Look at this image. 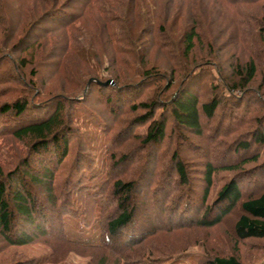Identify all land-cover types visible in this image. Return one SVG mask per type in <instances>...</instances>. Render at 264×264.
I'll return each mask as SVG.
<instances>
[{
  "label": "trees",
  "instance_id": "trees-1",
  "mask_svg": "<svg viewBox=\"0 0 264 264\" xmlns=\"http://www.w3.org/2000/svg\"><path fill=\"white\" fill-rule=\"evenodd\" d=\"M1 1L2 6H5V3L7 4L6 0ZM21 1L17 7L22 13L26 12L27 22L25 23L26 26H23V33L18 45L31 44V39V41L34 40L32 43L44 41L38 43L41 49L44 48V39L48 33L77 31L74 22H78L83 18V10L89 9L91 13L95 14L94 17L100 18L101 43L91 35L89 44L86 46L73 45L71 51L68 50L67 43H65V46L61 49L64 53L63 58L75 54L78 59L83 60L86 64H92V60L98 58V56L96 57L99 52V44L97 43L102 44L105 42V47L116 53H124L127 49L123 46L119 47L118 44L126 45L127 43L137 42L139 44L131 52L133 54L135 52L134 56L139 64L137 77H141V79L133 85H122L121 83H124L125 79L113 70L111 74L113 80L106 86L98 78H91L86 84L88 88L82 97L65 100L61 97H55V99L48 101L47 103L51 105L52 111L47 103L43 104V101L37 100L39 95L35 96V93L30 91L32 85L21 84L24 86H22L20 97L12 102L0 104V135L10 134L27 147L26 155L22 157L16 167L4 172L0 166V238L7 246L26 247L39 239L52 236L53 233H56L53 237H62L66 240V230L60 219L69 210L67 203L70 201L67 197L74 190L80 189L86 191V196L93 195L90 189L95 188L94 183L88 188L83 185V182L77 181L79 177L76 181L74 178L79 171V168L76 170L75 165L79 164L82 158L80 153L85 149H91L90 143L85 142L87 139L86 134L89 131L87 132L84 129L82 138H76L79 140L76 145V153L70 161L68 160L71 149L68 145L71 130L68 129L67 125H64L63 117L65 107H69L70 104L74 106L82 105L81 112L89 117L90 127L94 130L89 133L91 144L95 142L94 139L98 136L101 135L105 138L108 135L107 131L111 130L115 122L111 121L122 115L120 113L123 111L122 108H126L129 113L140 110L145 112L129 121L130 126H146L144 133L138 134V132L128 135V141L137 142L142 148L141 151L136 152L137 158L143 156L142 151L146 153V158H149L151 154L155 157L162 143L169 137L174 136L175 140H178L168 158L167 167L165 170L161 169V178L169 180L168 184L171 183L169 187L173 188L177 194L175 195L176 200H171L172 205L163 198L160 200L163 181L157 182V185L151 181V185H155L157 192L155 195H153L154 190L151 192L153 196H150L149 207L154 206L156 209H153L152 213H148L145 207L140 209L143 203H133V192L139 187V183L143 181L144 177L145 180L149 177H146V168L140 176L137 175V177L139 176L138 180L129 179L125 181L124 175L113 181L110 191L111 198L109 197L112 201L105 194H102L99 202H94L102 217L99 243L83 245L78 241H66L75 248L97 252L89 254V264H149L151 261L149 262L150 258L146 256V251H153L150 244L160 235L163 238V235L167 233L170 234L183 229L216 228L233 217L236 211L238 214L231 227L233 241L235 243H245L251 240L264 241V161L261 165L259 164L260 166L251 169L245 167L249 163H256L259 159V149H264V113L260 117H251L253 113L264 109V102L259 97V95H264V68L261 70L257 63L258 57L261 56L255 48L258 45L253 43L254 39H248L249 36L245 33L243 43L237 42L241 44L239 49L236 51L233 49L234 53L230 52L231 50L227 52L229 57H225V60H221L220 57L217 58L216 64L212 65L211 69L204 67V65L208 66L209 64L203 58L216 57L219 54L212 55L211 47L206 46L207 52L205 55L197 58L196 43L204 45V41L202 42V38L198 35L197 30L201 31V29L198 28L199 24L197 23L199 21L195 19L190 26L184 27L178 39L177 43L181 47L182 58L179 56V60H177L174 57V66L169 67L172 68L170 77L175 78L177 76L181 78L180 82L181 84L184 82L183 85L177 88L175 95L164 105L158 104L152 97H147L145 101L139 100L136 103L141 96L150 91L154 84L161 82L156 73L159 72L156 70L157 65H149L147 60L146 54L149 45L155 42L157 38L162 39L164 37V40L169 41L164 35L167 20L165 17L160 18L158 16L153 3L142 2V0H112L117 6L101 11V4L96 5L101 3V0H97L96 4L93 0L91 6V0H41L36 6L28 5L27 0ZM227 1V4L235 9L243 5L254 6L264 12V0ZM88 3L89 8L86 6ZM78 4H80V9L77 7ZM118 8L122 9V16H117ZM255 18V16L239 15L236 19H241L240 22L233 21L236 28H238L236 32H241L242 35L244 31L242 29L247 27V24H250L251 20L254 21ZM53 19L55 21H51ZM49 20L53 25L47 27L46 24ZM260 22L262 25L264 24L262 20ZM120 30L121 32L118 33ZM142 37H147V41L140 43ZM220 37L221 35H218L217 39L220 40ZM258 37L261 41L264 40V27L259 30ZM217 39L212 38L214 42ZM112 41L116 42V45ZM227 44L225 47L228 46ZM158 45L161 48L164 46L163 43ZM171 45H173V41L169 42V46ZM103 51L105 50L103 49ZM236 53L239 55L237 54V58L233 61L232 55L235 56ZM18 61L20 63L17 65L21 70L32 64L31 61H27L25 58ZM165 66L167 65L165 64ZM16 71V68L11 69V72L16 73ZM36 72L37 68L34 65L28 72L31 81L35 78ZM213 72L217 75L218 83H215ZM183 77H186L184 81ZM257 79L259 80L256 89H254L251 86ZM17 81L20 84L22 80L10 79L12 84H16ZM6 83L7 78L0 75V86ZM113 83H115V87L110 86ZM107 86L114 88L118 106L113 105L114 100L111 93L102 96L104 90L110 88ZM236 91H240L242 96L236 97L234 95ZM156 93L153 92V94ZM91 95H94L97 105L106 107V113L112 119L106 120L100 116L101 114L98 115L88 111L89 108L84 105L92 102L90 101L93 98L90 97ZM228 106L231 109H228ZM159 109L162 111L157 116L156 113ZM224 109L234 110L232 112L234 115L230 116L231 120L228 121L223 131L220 130L221 123H219L214 132L210 133L212 130L204 127V123L215 121L218 118L217 113L220 112L221 116L222 110L225 111ZM239 109L242 110L238 115L236 111ZM248 119L249 121H246ZM248 123L250 125L255 123V125L249 131L246 141V138L243 137V129ZM203 130L210 134L206 135ZM189 133L198 135L204 142H207L206 150H208L209 156L215 154V156L210 157L212 161H205L201 165L202 169L199 173L202 182V184L200 183L201 188H203L201 194H198L191 186L193 181L196 180L191 179V175H189L188 168L191 159L182 157L180 151L184 140L189 144L185 136ZM100 138L97 139V143ZM103 138L101 142H103ZM229 139H232L231 144H236L233 150L227 151L234 157L231 161L224 160L223 158L228 153L221 152L224 147H228L225 141ZM195 147L199 146L195 145ZM151 148H153V151L149 152ZM199 149L202 150L201 147ZM112 157L111 169L113 170L122 169L119 164L128 161V156L122 155L114 164L115 155ZM67 162H71L70 171L60 187L56 189L54 186L55 173L59 166ZM131 162L128 161L129 166H132ZM125 171L123 170L122 174ZM220 171H231L234 175L219 189L214 199L208 203L214 174ZM77 185L79 186L77 187ZM146 185L147 183L145 187ZM141 190L144 192V189ZM139 195H141L140 192ZM175 196L172 198H175ZM37 199H39V202ZM107 202L110 204L109 209L105 208ZM181 203H184V207L189 204V208H182ZM193 203L200 204V208L195 213ZM110 209V213L107 214ZM190 213L192 215L194 213L196 219H188ZM153 217L155 223L152 222ZM173 217H176L177 220L172 221ZM76 226L79 227L78 224ZM173 245L174 243L168 241L157 245L155 249L157 250L156 257L159 258L158 261L171 259L175 255L173 249H171ZM217 249L219 250V248H215L212 249L211 253L207 252L203 256L204 258L200 260V264H244L238 257L237 250L234 253L230 252L228 255H224ZM260 249L259 247L254 248V251H261ZM59 253L63 254L65 252L59 251ZM56 257H58L56 254H52L44 262L54 260ZM250 264H264V258Z\"/></svg>",
  "mask_w": 264,
  "mask_h": 264
},
{
  "label": "rangeland",
  "instance_id": "rangeland-1",
  "mask_svg": "<svg viewBox=\"0 0 264 264\" xmlns=\"http://www.w3.org/2000/svg\"><path fill=\"white\" fill-rule=\"evenodd\" d=\"M20 1L21 0H6L7 4L4 2L5 6H2V1L0 0V75L7 78V83L0 86V104L12 102L17 97H20L22 94L21 89L24 85H32L33 87L30 88V91H33L35 96L39 95V98L41 99L37 97L38 101H43L42 103L46 104L48 101L55 99V97H61L64 100L82 97L87 91L88 86L86 84L91 78H98L99 81L103 82V84L105 83L104 86L108 85V83L113 80L111 76L113 70L125 79L124 83H121L122 85H133V83H136L141 79V77H137L139 64L136 62L137 58L134 56L135 52L134 54L131 52L133 51L132 49L139 43L131 42L126 45L118 44L120 45L119 47L123 46L127 49L124 53H116L112 49L105 47V42L100 44L102 39L99 30L100 18L94 17L95 14L91 13L89 9L83 10V18H81L78 22H74V26H76L75 28H77V31L69 30L66 32L55 31L48 33L44 39V48L41 49L39 46L40 44L38 45V43H43L44 41L32 43L34 40L31 41V39V44L18 45V41L23 33V26H26L25 23L27 22L26 12L22 13L18 10L17 6L20 4ZM40 1L41 0H27L26 3L28 5L36 6V4ZM145 1L153 3L157 9L158 16L160 18L165 17L167 20L166 27H164L166 30L164 31V35L167 39H169V41L164 40L163 37L162 39L157 38L151 45L148 43L149 47L146 54L147 60L149 65H157L156 70L159 72L156 73L158 74V78L161 79V82L159 84H154L150 91L146 93L144 92L145 95L141 96L136 103L139 102V100L145 101L147 97H152V99H155L158 104L160 103L164 105L165 103H168V100H170L172 96L175 95L177 88H180V86L183 85L184 82H182V84L180 82L181 78L177 76H175V78L170 77L172 68L169 67L174 66V57H176L177 60H179V56L181 57L182 50L179 43H177L179 36L181 35L184 27L190 26L195 19L199 21L197 24H199L198 28H200L201 31L197 30L198 35L202 38V42L204 41L203 43L205 45L196 43L197 58L201 55H205L207 52L206 46L211 47V53H213L212 55L219 54V56L216 57L211 56L210 58H203V60L209 64L208 66L204 65V67L211 69V66L216 64V60H218L217 58L220 57L221 60L228 58L229 55L227 52L231 50L230 52L234 53L233 49L234 51L239 49L241 44L237 42L243 43V36H245L246 33L249 36L248 39H254L253 43L258 45L257 47L255 46V48L260 52L261 57L257 56V63L259 67H261V70L264 68V40L261 41L258 37L259 30L264 27V24L262 25L260 22V20H262L264 23V12L259 10L258 7L243 5L238 9H235L233 6L230 7L227 4V0H142V2ZM92 2L93 0L90 1V6L92 5ZM96 2L97 0L94 1L95 4ZM100 4L101 11L115 8L117 6L115 2H112V0H101V3H97L96 5ZM88 5L89 3L86 6L88 7ZM77 7L80 9V4H78ZM121 11L122 9L118 8L117 16H122ZM239 15L256 17L254 21L251 20V23L247 24V27L242 29V31L244 30L242 35L241 32H236L238 28H236L235 22H233H240L241 19H236ZM51 21H55V19ZM51 21H48L46 24L47 27L53 25L51 24ZM120 32L121 30L118 31V33ZM90 35L93 36L95 40L100 41V43H97L99 44V52L96 55L98 58L92 60V64H86L83 60L78 59V56H75V54L63 58L64 53L61 49L65 46V43H67L66 47L68 50L71 51L73 45L86 46L89 44ZM218 35H221L220 40L217 39ZM213 37L217 39L216 42L212 40ZM140 39H142L140 43L147 41V37H142ZM170 41H173V45L171 46H169ZM112 42L116 45V42ZM158 42L163 43V48L158 45ZM226 44L228 46L225 47ZM235 44L236 47L234 48ZM103 49L105 51H103ZM237 54L238 53H236L235 56L234 54L232 55L233 61L239 55ZM23 58L27 61H31L30 63L32 64L27 65L24 70H21L17 64L20 63L18 60ZM161 64L162 66H160ZM165 64L167 66H165ZM34 65L37 68V72L35 78L31 81L28 72ZM12 68H16V73L11 72ZM213 73L215 75V83H218L217 75L215 72ZM185 78L183 77V81ZM10 79H21L22 81H20V84L18 83L19 81H17L16 84H12L10 83ZM258 80L259 79L252 84V88L256 89ZM114 84L115 83L110 86H114ZM165 88L167 89L166 91ZM152 89L153 91H151ZM153 92L157 93L153 94ZM110 93L113 95V105L115 104L118 106L119 104L116 100L117 95L115 94L114 88L110 87L107 90L105 89L104 95L102 96L104 97L105 94L110 95ZM107 95L106 97H108ZM234 95L236 97L242 96L240 91L234 92ZM90 97H93L90 99L92 102L88 103V105H84L89 108L88 111L94 112L98 115L101 114L100 116L106 120L112 119L111 116L107 115L106 107H103V105H97L94 95H91ZM259 97L260 100L264 102V95H259ZM47 106L51 107L48 103ZM81 107L82 105L74 106L72 104H70L69 107H65L63 117L65 123L64 125H67V127H69L68 129L71 130V135L69 137L70 140L68 143L71 149L68 160L70 161L72 156L76 153V145L79 143V140L76 138H82L84 129L87 132L89 131L86 134L87 139L85 142L90 143L91 149H85V151L80 153L82 158L80 159L79 164L75 165L76 170L79 168V171L74 178L76 181L79 177L77 181L83 182V185L88 188L94 183L95 188L90 189V192L93 193V195L86 196V191L80 189L74 190L67 197L70 201L67 203L69 205V210H67V214L60 219V221L63 222L64 229L66 230V240L62 237H53L56 234L53 233L52 236H48V238L45 239H39L35 243L26 247H9L0 238V264H89V254L97 252L75 248L66 243V241H78L83 245H95L99 243L101 232L100 221L102 220V217L99 214V211H97L94 202L98 203L102 194H105V196L109 198L113 181L119 177H123L124 175L125 181L129 179L138 180L137 178L142 174V171L146 170V177L149 176V180L147 178V182L144 177L143 181L139 183V187L141 188H136L133 192L132 199L133 203H143V206H141L140 209L145 207L148 213H152V210L156 209L154 206L149 207V204L151 200L150 196L152 197L157 192L155 185H157V182L159 181H163L160 200L163 198L167 203H171V200H176L175 195L177 194L173 188L169 187L171 186V183L170 185L168 184L169 180H163L161 178V169L165 170L167 167L168 158L174 148V144L176 145V141L178 142L177 139L175 140L174 136L169 137L162 143L161 148L156 153V156L158 155L157 157H154L151 154L149 155V158H146V153L142 151L141 154L143 156L141 158H137L136 152L141 151L140 149L142 148L137 142L128 141V135H133L138 132V134L144 133L146 131V126H130L129 121H131L135 116L141 115L142 113L144 114L145 112L140 110L129 113L126 108H122L123 111L120 112L122 115L111 121L115 122L113 123L111 130L107 131L108 135L105 136V138L101 135L98 136L94 139L95 142H92L91 144L89 133L94 130L90 127L88 121L89 117L86 116L85 113L81 112ZM227 108L231 109L230 106ZM228 109H224L225 111L222 110L221 116L220 112H218V118L215 119V121L205 122L204 127L211 129L212 131L210 133H213L215 127L221 123L220 130L223 131L226 128L228 121L231 120L230 116L234 115L232 114L234 110L229 111ZM50 110L52 111V107ZM241 110L242 109L236 111V114L239 115ZM161 111V109L157 110L156 115L158 116V113ZM263 113L264 109L260 110V112L257 111L253 113L251 117H260ZM246 121H249V119ZM254 125L255 123H251V125L248 123L243 129V137L246 138V141L248 134L250 133L249 131L254 127ZM205 133L206 135L210 134L207 132ZM185 136L188 139L189 144H187L184 140L181 145V155L186 159H191L190 167L188 168L189 175H191V179H196L193 181L191 186L198 192V194H201L203 189L201 188L202 182L200 181L199 174L202 169L201 165L205 161H212L210 160V157L215 156V154H212L211 156L208 155V150H206L207 142H204V140L198 135L189 133L185 134ZM99 137L101 138L97 143V139ZM102 138L103 142H101ZM232 139L225 141V143L228 144V147H224L221 150L222 153H228L230 150H233L236 144H231ZM195 145H198L199 147L196 148ZM200 147L202 150L199 149ZM152 151L153 148H151L149 152ZM26 152L27 147L23 143L14 139L10 134L7 135V133H4L3 135H0V166L3 168L4 172L16 167L22 157L26 155ZM258 154L259 159L256 163H249L245 166L246 168L251 169L261 165L264 161V149L260 148ZM113 155H115L114 164L116 163L115 161L118 160V158L120 159L122 155H127L128 161H132V166H129L127 161L124 164H119L122 169H111ZM223 159L231 161L234 157L231 156V153H228ZM70 163L67 162L58 167L55 173L54 181L56 189L60 187L64 178H66L67 173L70 171ZM144 168L146 169L144 170ZM123 170L126 171L122 174ZM137 175L139 176L137 177ZM233 175L234 173L231 171H220L214 174L213 185L208 196V203L214 199L219 189ZM172 179L174 180L173 177ZM103 180L105 181L101 183ZM151 181L155 183L154 186H152L153 184L151 185ZM146 183L147 185L145 187ZM78 186L79 185H77V187ZM141 189H144V192ZM188 189H190V187H188ZM153 190L154 193L152 195L151 192ZM139 192L142 196L139 195ZM173 196H175V198H172ZM110 198L109 200L112 201ZM37 201L39 202V199H37ZM99 205L101 206V204ZM109 206L110 204L107 202L105 204V208L109 209ZM193 206L195 213V211L200 208V204L193 203ZM181 207H184V203H181ZM185 208H189V204H186L184 209ZM111 209L107 211V214L110 213ZM194 213L193 215L190 213L188 215V219H196V215H194ZM237 214L238 212L236 211L233 217L224 221L221 226L216 228L183 229L170 234L167 233L163 235V238H161L160 235L150 244L153 247V251H146V256L150 258L149 262L151 261L148 263L200 264V260L204 258L203 256H205L207 252L211 253L213 251L212 249L215 248H219V250H217L222 252L224 255H228L230 252L234 253L237 250L238 257H240L244 264L254 263L258 259L262 260L264 258V241L251 240L245 243H235L233 241L231 227ZM171 220L175 221L177 218L173 217ZM152 222H156L154 217L152 218ZM77 224L79 227L76 226ZM52 231L54 232V229ZM164 241L174 243V245L171 246V249H173L175 255L171 259L158 261L159 258L156 257L157 250L155 248ZM257 247L261 248L260 250L263 251L255 252L254 248ZM59 251L65 253L60 254ZM259 252L261 253L258 254ZM52 254H56L58 257L45 263V259Z\"/></svg>",
  "mask_w": 264,
  "mask_h": 264
}]
</instances>
